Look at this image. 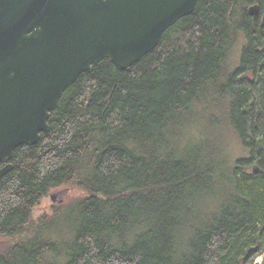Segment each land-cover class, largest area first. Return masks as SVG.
<instances>
[{"label": "trees", "instance_id": "16d2710c", "mask_svg": "<svg viewBox=\"0 0 264 264\" xmlns=\"http://www.w3.org/2000/svg\"><path fill=\"white\" fill-rule=\"evenodd\" d=\"M225 131L249 158L229 163ZM11 164L0 264H264V0H198L129 69L92 66ZM65 187L82 194L33 219Z\"/></svg>", "mask_w": 264, "mask_h": 264}, {"label": "water", "instance_id": "95a60500", "mask_svg": "<svg viewBox=\"0 0 264 264\" xmlns=\"http://www.w3.org/2000/svg\"><path fill=\"white\" fill-rule=\"evenodd\" d=\"M197 2L0 0V181L13 169L14 150L38 142L81 74L104 59L129 69Z\"/></svg>", "mask_w": 264, "mask_h": 264}, {"label": "rangeland", "instance_id": "374dc122", "mask_svg": "<svg viewBox=\"0 0 264 264\" xmlns=\"http://www.w3.org/2000/svg\"><path fill=\"white\" fill-rule=\"evenodd\" d=\"M242 47L243 41L240 39L238 44L231 51L228 61V66L230 69H234L237 67ZM197 123L194 122L193 125L187 130L186 134L184 135V140L197 141L201 138V136L203 135V131H201V126L199 125V123ZM219 145H221L223 154L227 156L229 163L232 165H235L236 161L240 158H249V153L242 148L240 141L237 140L233 134L229 133V131L221 133ZM254 166H256L255 161H253L252 164L249 165L245 170L250 172L251 168ZM81 194L82 193L79 190H76L74 188L65 187L57 189L41 199L39 204L34 208L32 217L33 219H37L43 213L51 214L53 205H56L60 202H69L70 200L75 199ZM261 261L262 257H258L256 258L255 263L259 264Z\"/></svg>", "mask_w": 264, "mask_h": 264}]
</instances>
